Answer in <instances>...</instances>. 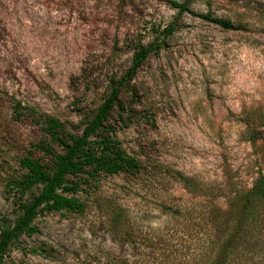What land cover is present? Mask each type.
<instances>
[{"label": "rangeland", "instance_id": "obj_1", "mask_svg": "<svg viewBox=\"0 0 264 264\" xmlns=\"http://www.w3.org/2000/svg\"><path fill=\"white\" fill-rule=\"evenodd\" d=\"M174 1L187 0H0V215L11 222L17 201L41 187L11 189L8 181L24 172L19 159L42 141L63 151L29 111L15 118L13 102L80 134L131 65L135 44L156 48L121 91L122 117L116 108L107 123L143 170L97 173L75 194L82 211L39 214V231L22 234L3 264H194L197 229L163 207L168 197L192 198L167 166L227 191L215 199L222 209L264 174V138L246 132L251 109L264 107V0H188L235 28L179 13Z\"/></svg>", "mask_w": 264, "mask_h": 264}, {"label": "trees", "instance_id": "obj_2", "mask_svg": "<svg viewBox=\"0 0 264 264\" xmlns=\"http://www.w3.org/2000/svg\"><path fill=\"white\" fill-rule=\"evenodd\" d=\"M172 5L178 8L179 13L188 11L224 28L236 27L229 18L216 17L210 12H195L188 0L184 3L174 1ZM173 30L174 26L171 25L164 33L169 35ZM155 50L154 44H135L131 65L120 77L112 79L107 95L80 134L68 130L57 117L22 104L20 100L13 102L15 118H21L25 110L29 111L43 125L49 140L61 144L63 151L56 153L42 141L33 144L19 159L24 172L8 181L11 189L25 194L35 186L41 187L33 198L17 201L20 214L13 222L7 216L0 215V264H3L8 249L22 234L32 235L39 231L34 220L42 212L82 211L85 202L75 194L84 189L82 184L97 173H140L143 170L140 160L126 151L115 135V129L107 123L116 108L122 117L125 106L120 101L121 91L130 85L138 69ZM248 119L246 132L250 134L247 139L256 141L264 138V107H253ZM36 151L51 155L52 162L36 156ZM81 175L85 176L81 178ZM167 176L177 180L192 198L189 204L188 199L181 201L176 196L168 197L167 205L163 207L167 210L168 218H184L187 230L193 227L197 229L200 258H196L194 264H264V174L257 176L249 189L236 190L234 195L228 196L226 209L215 203V199L222 193L227 195V191L221 192L169 166ZM119 211L120 214L113 218L115 223L121 222L124 215L121 209Z\"/></svg>", "mask_w": 264, "mask_h": 264}]
</instances>
